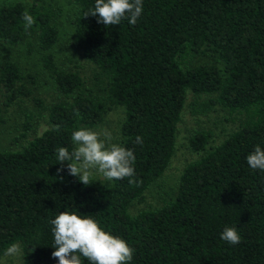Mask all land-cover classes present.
<instances>
[{
    "label": "trees",
    "instance_id": "1",
    "mask_svg": "<svg viewBox=\"0 0 264 264\" xmlns=\"http://www.w3.org/2000/svg\"><path fill=\"white\" fill-rule=\"evenodd\" d=\"M71 1L80 7L75 45L96 66L90 80L62 68L52 53L60 36L54 6L0 8V45L35 42L64 95L50 107L48 129L19 150L0 151V257L18 243L24 264H58L50 221L67 211L91 216L126 240L134 249L129 264H264V172L247 163L257 145L264 149V0H143L134 26L124 19L110 27L98 15L84 17L95 0ZM25 10L35 19L27 32ZM207 52L222 67L190 64ZM26 79L36 82L18 62H0L4 111L33 95ZM189 91L196 96L193 113L221 106L246 119L211 148L214 133L197 131L190 146L205 154L184 169L176 197L132 215L131 205L145 200L171 162ZM204 94L209 98L200 99ZM35 102L43 107V100ZM119 106L125 108L119 145L136 156L134 176L101 187L70 175L67 161L58 172L56 150L71 151L74 131L95 127ZM32 127L27 116L23 136ZM225 227H235L241 242L222 240Z\"/></svg>",
    "mask_w": 264,
    "mask_h": 264
},
{
    "label": "rangeland",
    "instance_id": "2",
    "mask_svg": "<svg viewBox=\"0 0 264 264\" xmlns=\"http://www.w3.org/2000/svg\"><path fill=\"white\" fill-rule=\"evenodd\" d=\"M22 2L27 7L34 3L38 5H52L58 12L56 19L60 36L52 49L58 64L68 70H77L85 80H90L96 73V66L85 57L76 47V26L80 7L71 0H0V8L4 5ZM32 41V40H31ZM38 45L32 41L14 46L7 43L0 45V62L9 58L16 61L22 67L23 74L33 75L36 82L32 83L28 79L26 82L33 88L31 97H24L17 100L5 110L4 89L0 88V114L6 121L0 122V151L19 150L26 146L34 138L40 136L51 125L49 122L50 107L64 99V95L59 92L54 79L43 65L44 52L38 49ZM217 64L222 67L220 61L215 56L207 52L193 59L191 65ZM35 98L44 101L43 107L35 102ZM209 98L202 95L200 99ZM196 96L192 91L188 92L182 119L178 124L176 147L171 162L164 174L150 185L145 192V200L135 201L130 207V213L137 215L143 210L156 209L166 202L176 197L180 180L184 169L189 163L198 160L205 152H195L190 146L191 137L200 130H211L214 136L209 147L221 144L230 134L238 130L244 123L246 116L243 113L231 112L229 109L217 106L213 111L204 113H193L192 103ZM27 116L32 117L33 127L23 136L24 122ZM125 119V108L122 106L111 110L104 121L95 127L88 128L97 132L107 129L111 132L112 143L120 144L122 134L121 126ZM95 179L91 184L101 187H110L112 181L106 180L101 174H93ZM21 253L18 256L3 255L0 257V264H24V252L21 244Z\"/></svg>",
    "mask_w": 264,
    "mask_h": 264
},
{
    "label": "clouds",
    "instance_id": "3",
    "mask_svg": "<svg viewBox=\"0 0 264 264\" xmlns=\"http://www.w3.org/2000/svg\"><path fill=\"white\" fill-rule=\"evenodd\" d=\"M143 12V0H95L94 9L84 17L98 15V23L106 27L120 25L128 19L135 25ZM23 27L27 32L35 24V19L27 10L22 13ZM73 148L59 147L56 150L57 163L61 165L58 172L67 169L70 175L78 177L84 185L91 184L93 174L99 173L106 180H120L135 174L136 156L133 150L112 143L111 132H100L80 128L72 133ZM143 137L137 136L136 143L143 145ZM247 163L252 169L264 172V149L257 145L247 156ZM53 225L52 256L58 264H82L81 256L90 264H129L133 259L134 249L126 240L105 231L98 221L91 216H80L67 211L61 212L50 221ZM221 239L235 245L241 242V236L235 227H225ZM18 243L11 244L5 252L7 256L21 253Z\"/></svg>",
    "mask_w": 264,
    "mask_h": 264
}]
</instances>
